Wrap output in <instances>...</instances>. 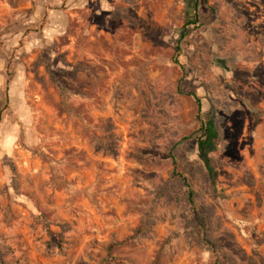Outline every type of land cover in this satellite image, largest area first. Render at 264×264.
<instances>
[{
  "label": "rangeland",
  "instance_id": "obj_1",
  "mask_svg": "<svg viewBox=\"0 0 264 264\" xmlns=\"http://www.w3.org/2000/svg\"><path fill=\"white\" fill-rule=\"evenodd\" d=\"M195 1L0 0V264H264V0Z\"/></svg>",
  "mask_w": 264,
  "mask_h": 264
},
{
  "label": "trees",
  "instance_id": "obj_2",
  "mask_svg": "<svg viewBox=\"0 0 264 264\" xmlns=\"http://www.w3.org/2000/svg\"><path fill=\"white\" fill-rule=\"evenodd\" d=\"M203 1L204 3H208V0H196L195 6L198 8V2ZM200 17L195 15L193 20L187 22V25H195L199 22ZM186 34L181 35V39L185 37ZM178 63V60L175 61ZM2 119V109L0 110V121ZM220 134L216 126L215 118H210L207 121L203 122V125L200 129V136L198 137L199 143V155L205 166L208 170V173L211 178H214L215 171L211 166V160L209 154L215 151L216 140L219 138ZM181 182L183 187L186 188L187 199L191 204H194L193 192L190 189V184H188L186 177L181 176ZM203 227V226H201Z\"/></svg>",
  "mask_w": 264,
  "mask_h": 264
}]
</instances>
